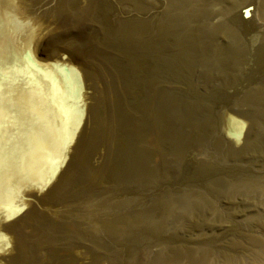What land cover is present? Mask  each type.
Masks as SVG:
<instances>
[{
	"label": "rangeland",
	"instance_id": "rangeland-1",
	"mask_svg": "<svg viewBox=\"0 0 264 264\" xmlns=\"http://www.w3.org/2000/svg\"><path fill=\"white\" fill-rule=\"evenodd\" d=\"M85 1L90 4L85 21L52 27L44 38L46 43L66 31L86 35L92 23L90 11L101 8L105 18L111 13L107 19L123 34L143 39V53H153L157 40L169 50H187L194 64L197 62L194 67L199 65L193 74L201 77L200 81L196 79L197 84L204 85L207 79L214 85L225 76L228 83L220 89L226 94L223 101H228L222 107L243 111L248 122L247 138L236 153L229 142L215 146L200 143L192 131L188 138L198 152L192 168L201 166L204 174L200 175L185 170L187 163L168 148L176 142L174 131L186 134L181 129L173 130L176 118L173 113H163L166 107L162 98L155 94L145 112L126 110L125 122L130 124L126 134H137L140 126L145 134L140 165L112 183L87 186L79 179L72 180L56 198L54 213L46 212V219L38 222L35 233L27 237V253L22 252L19 264H47V259L56 264H264V52L259 56L254 49L237 58L234 49L228 47L233 38L225 34L236 33L245 48L247 41L262 38L264 0ZM53 3L49 0L48 6ZM46 43L43 47L47 49ZM98 56L91 55L92 63L99 64ZM80 62L75 64L88 68ZM107 93L101 101L109 107L111 95ZM116 137L113 134L112 139ZM192 146L185 147L182 155L192 157L188 155ZM183 169L187 173L182 176ZM6 253L0 254V264H8Z\"/></svg>",
	"mask_w": 264,
	"mask_h": 264
},
{
	"label": "bare ground",
	"instance_id": "bare-ground-1",
	"mask_svg": "<svg viewBox=\"0 0 264 264\" xmlns=\"http://www.w3.org/2000/svg\"><path fill=\"white\" fill-rule=\"evenodd\" d=\"M51 1L52 7L49 0H0V254L7 252L8 264L22 261L27 237L35 233L36 224L45 220L47 213L53 212L56 198L72 180L79 179L87 186L112 183L140 165L145 134L142 126L137 134H126L130 124L125 122V111L145 112L155 94L163 99V113L174 114L177 123L173 130L181 129L186 134L174 131L176 142L168 147L187 163L185 170L204 174L201 166L192 168L198 157L188 138L192 131L200 143L215 146L229 142L236 153L247 138L248 122L243 111L222 107L228 101H223L226 94L220 89L228 83L225 76L214 85L207 79L204 85L197 84L196 79L200 81L201 77L193 74L199 65L194 67L197 62L194 64L187 50L184 54L179 49L175 52L157 40L153 53H143V39L123 34L107 19L111 13L105 18L101 8L90 11L92 23L86 35L66 31L46 43L44 38L52 27L84 22L90 5L85 0ZM225 34L233 38L228 47L234 49L237 58L254 49L259 56L264 52V35L257 42L247 41L245 48L236 33ZM91 55H99V64L92 63ZM77 61L91 71L77 66ZM107 92L111 95L109 107L101 101ZM113 134L117 135L114 140ZM189 145L192 151L188 155L192 157L188 158L182 152ZM27 205L30 207L24 209ZM45 263L56 264L52 259Z\"/></svg>",
	"mask_w": 264,
	"mask_h": 264
}]
</instances>
